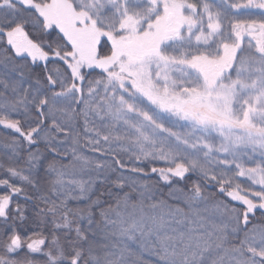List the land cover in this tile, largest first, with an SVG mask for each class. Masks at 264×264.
Listing matches in <instances>:
<instances>
[{
  "label": "snow or ice",
  "instance_id": "1",
  "mask_svg": "<svg viewBox=\"0 0 264 264\" xmlns=\"http://www.w3.org/2000/svg\"><path fill=\"white\" fill-rule=\"evenodd\" d=\"M13 3L0 264H264V0Z\"/></svg>",
  "mask_w": 264,
  "mask_h": 264
},
{
  "label": "trees",
  "instance_id": "2",
  "mask_svg": "<svg viewBox=\"0 0 264 264\" xmlns=\"http://www.w3.org/2000/svg\"><path fill=\"white\" fill-rule=\"evenodd\" d=\"M17 8L18 3H13L10 7L5 8L4 11H0V18H2L5 14L12 15L13 18L17 15ZM20 15H23V12L21 11L19 13ZM2 71V69H0ZM8 138L5 136L4 132H0V159L4 161L5 164H15L17 163V159L12 156L11 154V148L8 146ZM22 162V160H21ZM165 198H166V191H165ZM135 251H139L138 249H135V246H132ZM145 260H151L153 257L150 254H144Z\"/></svg>",
  "mask_w": 264,
  "mask_h": 264
},
{
  "label": "rangeland",
  "instance_id": "3",
  "mask_svg": "<svg viewBox=\"0 0 264 264\" xmlns=\"http://www.w3.org/2000/svg\"><path fill=\"white\" fill-rule=\"evenodd\" d=\"M250 15H251V13H248V12H242L240 14L241 18H248Z\"/></svg>",
  "mask_w": 264,
  "mask_h": 264
}]
</instances>
